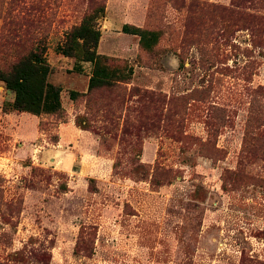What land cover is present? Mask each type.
<instances>
[{
    "label": "rangeland",
    "instance_id": "374dc122",
    "mask_svg": "<svg viewBox=\"0 0 264 264\" xmlns=\"http://www.w3.org/2000/svg\"><path fill=\"white\" fill-rule=\"evenodd\" d=\"M98 2L132 72L87 92L55 46ZM37 40L64 112L4 111L0 81V264H264V0H0V65Z\"/></svg>",
    "mask_w": 264,
    "mask_h": 264
},
{
    "label": "trees",
    "instance_id": "16d2710c",
    "mask_svg": "<svg viewBox=\"0 0 264 264\" xmlns=\"http://www.w3.org/2000/svg\"><path fill=\"white\" fill-rule=\"evenodd\" d=\"M104 11V3L98 2L78 24L65 31L63 41L55 46V52L58 54L73 57L78 62L91 63L87 92L127 82L132 72L126 65H112L109 57L97 51L101 37L98 19ZM28 27L27 22L18 26L19 32L16 39L11 41V47L18 49L22 46ZM122 31L139 35L140 45L146 49H150L158 39L157 32L127 23L122 25ZM46 52L47 45L37 40L26 52H17L15 61L8 64L7 51L5 48L2 50L4 62L0 65V81L13 95L11 102L3 103L4 111L23 112L34 116L64 112L61 98L62 87L48 80L51 67L47 61ZM69 94L71 99L75 100L84 93L71 90Z\"/></svg>",
    "mask_w": 264,
    "mask_h": 264
},
{
    "label": "crops",
    "instance_id": "0c3cea01",
    "mask_svg": "<svg viewBox=\"0 0 264 264\" xmlns=\"http://www.w3.org/2000/svg\"><path fill=\"white\" fill-rule=\"evenodd\" d=\"M84 63H89V64H91L90 62H79V64H76V67H82L83 68V64ZM91 67H92V65H91ZM90 74H91V72H90ZM90 74H89V77H90ZM89 77H88V80H89Z\"/></svg>",
    "mask_w": 264,
    "mask_h": 264
}]
</instances>
